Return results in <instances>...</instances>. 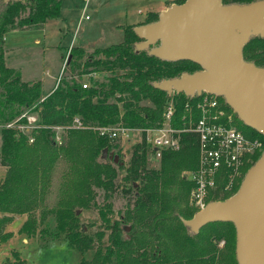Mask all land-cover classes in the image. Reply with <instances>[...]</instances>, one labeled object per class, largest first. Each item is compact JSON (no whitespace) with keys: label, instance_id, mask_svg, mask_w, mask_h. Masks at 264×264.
<instances>
[{"label":"trees","instance_id":"trees-1","mask_svg":"<svg viewBox=\"0 0 264 264\" xmlns=\"http://www.w3.org/2000/svg\"><path fill=\"white\" fill-rule=\"evenodd\" d=\"M221 1L224 5H245L258 0ZM61 3L0 0V166L6 168L0 184V233L13 216L26 215L22 234L34 235L37 225L44 224L52 243L60 241L81 253L93 252L91 260L80 264H237L233 224L210 223L196 234L183 224L197 212L189 203L193 184L182 176L184 171L197 168L195 134H181V149L163 152L157 168L149 166L150 148L144 139L131 146L126 163L119 142H110L93 131L69 130L62 146L54 144L49 127L68 125L75 117L93 127L159 126L170 95L154 84L200 70L192 62H166L149 56L148 50L137 52L141 39L133 27H128L119 44L89 54L71 47L57 85L43 96L39 82H23L19 72L6 65L2 42L10 30L39 29L57 19ZM157 19L158 14H150L145 24ZM243 57L264 67V38H251L243 48ZM91 74L95 77H88ZM86 82L89 87L84 89ZM174 100L179 125L188 98L175 94ZM32 108L41 110L39 124L45 128L34 132L35 140L29 144L26 136H18L4 126ZM233 115L237 129L264 142V136ZM105 148L118 156V161L103 160ZM260 156L257 153L246 162L241 169L243 175ZM59 161L67 168L58 201L44 217L37 218L35 213L46 209L52 174ZM227 179L226 174L219 178L208 202L224 201L236 193L242 179L225 192ZM97 191H105V198L120 192L128 201L119 220L106 222L103 229L89 234L80 226L75 209L95 208ZM102 210L109 214L110 204L105 203ZM125 227H130V232L123 235ZM9 236L1 235L0 239L5 241ZM221 242L223 246L219 247Z\"/></svg>","mask_w":264,"mask_h":264},{"label":"water","instance_id":"water-1","mask_svg":"<svg viewBox=\"0 0 264 264\" xmlns=\"http://www.w3.org/2000/svg\"><path fill=\"white\" fill-rule=\"evenodd\" d=\"M134 32L141 39L137 52L148 50L149 56L161 61H188L200 67L155 83L156 89L191 97L202 92L222 97L244 126L264 136V67L243 57L251 38H264V0L245 5L186 0L172 4L158 14L157 21L135 27ZM101 158L118 161L107 148ZM217 222L235 228L237 264H264V151L234 195L209 202L190 220H183L194 234Z\"/></svg>","mask_w":264,"mask_h":264},{"label":"rangeland","instance_id":"rangeland-1","mask_svg":"<svg viewBox=\"0 0 264 264\" xmlns=\"http://www.w3.org/2000/svg\"><path fill=\"white\" fill-rule=\"evenodd\" d=\"M171 1L181 4L186 0H62L59 17L48 21L43 28L10 30L4 35L3 48L10 50L8 53L5 51L6 65L16 69L23 82H41L44 94L48 88L57 85L71 47L83 48L89 54L95 49L119 44L124 39L125 29L144 25L150 14H156L162 5ZM138 140L139 137L117 141L121 144L120 153L124 163L129 158L131 146ZM262 148L264 151L263 141ZM148 162L150 167L159 166V160L153 159L151 155ZM66 168L67 165L62 161L55 165L46 197V209L37 211V218L44 217L56 205ZM5 173L6 168L0 166V184ZM106 195L105 191H97L95 208L75 209L79 211L77 217L80 226L89 234L103 229L106 222L119 220L128 201L120 192L108 198H105ZM105 203L111 206L109 214L102 210ZM2 216L0 214V218ZM27 218L26 215L13 216V220L2 228L0 236H10L5 241L0 239V264H80L92 259L91 251L81 253L63 242L52 243L44 224L37 225L34 235L22 234L21 228ZM129 232L124 230L122 234ZM222 246L223 242L219 247Z\"/></svg>","mask_w":264,"mask_h":264},{"label":"built area","instance_id":"built-area-1","mask_svg":"<svg viewBox=\"0 0 264 264\" xmlns=\"http://www.w3.org/2000/svg\"><path fill=\"white\" fill-rule=\"evenodd\" d=\"M67 58L65 59L64 66ZM88 77H95L94 74ZM86 82L82 88H88ZM170 100L165 106L162 123L153 128H129L124 126H89L80 118L75 117L68 125L49 127L53 132V142L60 147L65 143L69 130L93 131L101 137L114 141H129L139 137L138 142L144 139L150 148V154L155 160H160L163 152L179 151L182 147L180 135L193 133L197 136L198 164L197 168L185 174L186 180L193 184L189 195L190 205L201 211L209 203V195L216 190L218 180L227 175L225 192H230L241 169L250 158L262 153V141L259 138H249L234 124L233 112L227 109L222 97L202 92L197 96L188 98L184 105V114L176 125L175 93H171ZM40 109L33 108L23 112L13 121L4 126L26 136L29 144L35 140L33 133L45 128L39 124ZM3 128L0 125V129Z\"/></svg>","mask_w":264,"mask_h":264},{"label":"crops","instance_id":"crops-1","mask_svg":"<svg viewBox=\"0 0 264 264\" xmlns=\"http://www.w3.org/2000/svg\"><path fill=\"white\" fill-rule=\"evenodd\" d=\"M172 4H176L175 1H171V2H169V3H166V4L162 5V6L160 7L159 11H158L156 14H159L161 11L166 10V9L169 8ZM47 22H48V21H47ZM47 22H46V23H47ZM46 23H45V24H46ZM45 24H43L40 28H43ZM82 49H83V48H82ZM84 50H85V49H84ZM4 51H6V53H8L10 50L4 48ZM13 69H14V68H13ZM15 70H16V69H15ZM29 83H32V82H29ZM39 83L41 84V82H39ZM41 85H42V84H41ZM41 87H42V91H44V85L41 86ZM54 88H55V86H54V87H50V88H48V90L46 91V93L43 94V96L48 95V94H49Z\"/></svg>","mask_w":264,"mask_h":264},{"label":"flooded vegetation","instance_id":"flooded-vegetation-1","mask_svg":"<svg viewBox=\"0 0 264 264\" xmlns=\"http://www.w3.org/2000/svg\"><path fill=\"white\" fill-rule=\"evenodd\" d=\"M242 175H243V172L241 171L240 175L238 176V178H237L236 181H235L236 184L238 183L239 179L242 178ZM235 183H234V184H235Z\"/></svg>","mask_w":264,"mask_h":264}]
</instances>
